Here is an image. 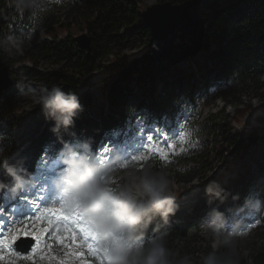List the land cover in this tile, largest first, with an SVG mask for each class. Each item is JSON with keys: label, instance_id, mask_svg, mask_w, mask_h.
I'll use <instances>...</instances> for the list:
<instances>
[{"label": "trees", "instance_id": "trees-1", "mask_svg": "<svg viewBox=\"0 0 264 264\" xmlns=\"http://www.w3.org/2000/svg\"><path fill=\"white\" fill-rule=\"evenodd\" d=\"M171 1L177 3L184 0ZM145 6L144 0H36L34 14L25 12L19 15L12 7H9L8 2L0 0V48L6 46L2 42L5 36L10 34L22 36L24 31L33 30L36 37L26 42L23 48L22 58L29 63H23L18 74L38 80L48 87L58 85L65 93H74L84 111L90 109L93 112L90 119L96 123L95 128L91 129L93 138H96L99 123L105 125L110 122L111 127L107 129L130 127V122L138 109H141L142 114L150 117L157 111L165 114L176 112L181 108L182 102H179L180 97L175 89L180 86L186 87L188 82L184 83V80L200 76L199 79L195 78L194 82L200 84L202 90H206L212 80H222V83L226 85V88L222 89H227L224 93L226 105L221 112L212 113L206 119L211 120L218 114L220 117L224 116L214 120L215 124H212V121L203 122V127L208 133L212 131L211 127L213 128L216 141L214 140L212 147L203 146L201 149L188 147L184 151L171 155L170 163L174 166L171 174L180 177L182 183H187L196 178L200 167L209 166L211 159L218 153L224 154L226 144L248 148L254 142L253 135L262 129L255 127L240 132L236 126L226 121L228 115L223 112L228 106L227 103H242L241 94L248 79L256 95L264 99V91H260L264 87V79L261 80L264 74V0H209V11L204 16L208 28L200 51L203 60L189 57L193 64L191 72L193 74L199 72L192 77L182 66H174L171 71L172 64L167 58L151 61L150 49L132 59L126 55L122 58L113 55L106 66L110 71L115 70L121 73V76L116 81L108 79L105 83L106 100L110 106L107 112L105 105H100L98 108L93 101L91 78L102 62L104 52L110 47L116 46L121 49L127 42L140 36H147L150 40V29L140 14ZM34 19L37 20L40 28H33ZM63 29L68 32L60 36L59 31ZM80 29L85 30L91 37L89 52L88 48L82 47L75 38L74 32ZM13 52L16 53L15 50ZM16 54L21 56V53ZM0 61L3 62L1 55ZM43 62H48L49 65L44 67ZM169 71L176 77L169 78ZM236 73L240 75L237 84H228ZM122 79L125 81L121 82ZM133 80L141 83L140 94L143 100L131 107L123 99L127 87L129 92H133L130 87ZM15 87L18 88V85ZM11 90L15 91V88L4 91L3 96L13 95ZM18 107L14 100L8 99L0 111L14 122L12 124L14 128L22 118H29L36 124L46 120L41 112H35L34 109L23 111L24 109L21 110ZM262 109L264 111V104ZM68 128L76 132L80 128V122H73ZM125 129L130 130V128ZM43 134L44 132L37 139L39 143L43 140ZM48 134L55 135L54 132ZM9 135L6 133L7 140L11 138ZM18 146L19 143L15 142L11 148L16 149ZM9 154L10 152H6L1 159ZM257 158L253 163L257 161ZM147 161L152 173L164 171L163 165L167 163L157 154L147 157ZM140 164L136 162L122 169L119 174H122L123 183L141 173ZM256 168L261 172L258 171L259 174H263L264 158L256 165ZM246 186V183L242 182L240 191L246 190ZM194 214L178 218V221L191 225L188 231L173 225L171 228L161 230L158 234L163 235L170 264H178L185 257L190 264H201L202 257L214 250L210 244L204 249L196 246L198 240L189 233L193 226L197 228L199 226L196 220L199 211ZM212 239L215 240L213 236ZM255 247L259 252L254 259L263 263L264 245L261 247L255 245ZM216 251L217 256L224 260L222 252ZM0 264H4L3 261H0Z\"/></svg>", "mask_w": 264, "mask_h": 264}, {"label": "rangeland", "instance_id": "rangeland-1", "mask_svg": "<svg viewBox=\"0 0 264 264\" xmlns=\"http://www.w3.org/2000/svg\"><path fill=\"white\" fill-rule=\"evenodd\" d=\"M5 1L7 2V0ZM159 1L162 0H144V3L147 6L148 4ZM208 2L209 0H201L199 9L202 16H205V14H207L209 11ZM37 23V20L34 19L33 28L38 27ZM67 32L68 31L64 29L59 31L60 36H63ZM84 32L85 30L80 29L74 32V34L76 36ZM24 34H30L31 40L36 37V35L33 33V30L24 31L22 36ZM149 49V40L147 36H140L135 40L127 42L121 49L114 46L110 47L104 52L102 62L93 73L90 81L93 90L92 98L98 108L100 105H105L106 111H109L110 106L106 100L107 91L105 83L108 82V79L111 81H116L118 77L121 76V73L115 70L110 71L109 67L106 66L110 63L113 55H118L119 58H122L123 55H126L129 59H132L141 56ZM13 51L14 50L10 49L8 45L0 48V55L3 57V62L8 66L10 75L17 81V84L15 85H18V88L13 85L11 86L12 88L9 87L4 90L7 92L8 90L15 88V91H12L14 93L13 95L9 94L8 96H3V93L1 94L0 111L5 102L10 99L17 103L19 106L18 108L21 110L24 109L23 111L34 109L35 112H41L45 116L40 106L32 102L31 94L29 92L30 89L36 87L37 85H41V83L38 80L26 78L24 75L18 74V71H21V65L23 63H29V61H24L22 58L23 52L21 56H18L16 53L14 54ZM191 58L203 60V56L200 51L192 55ZM191 63L192 59L188 57L187 59H184L176 64L171 62L172 66L170 69L173 71L174 66L185 67L186 71L191 74L190 77H192L196 73L199 74V72L194 74L191 72V65H193ZM48 65V62H43L44 67ZM171 71H169V78L174 76L176 77V75ZM197 77L198 79L200 78V76H196L195 78ZM195 78L184 80V83L188 82L186 87L180 86L178 89H175V92H177L178 96L180 97L179 102H182V108L180 110L178 109L174 113L166 114L159 113L157 111L153 116L150 117L149 115L142 114L141 109H138L135 111L132 122H130L132 130L125 134L123 133L124 136L127 134L129 136L132 135L136 138V140H138L142 138L141 136H146L147 134L154 135L155 130L157 129L162 130L165 133V130L168 129L167 127L169 124L171 126L174 123H177V132L172 133L175 136L166 143L163 142L158 145V147L165 153L164 159L167 162L163 165L164 171L162 172L168 177L172 176L170 180L172 181V194L175 197V203L177 206L176 211L174 215L169 218L168 224L163 225L157 220L147 230H142V242L147 244V242L152 237L157 236L161 230L171 228L173 225H177L182 229L185 228V230L188 231V228H190L191 225H186L181 220L178 221V218L190 214L195 215L194 213L199 211V216L196 219L198 221L197 223H199V226L198 228L193 226L189 233L196 237V240H198L196 246L200 249H204L209 244L213 247L216 243V240L212 239V236L207 230L203 228V225L208 222L209 213H211L213 209H216L220 213L224 214V222L222 225L218 224L219 232L217 233V239L220 242V247L216 248L215 250L221 251L224 260L226 261L235 260L238 262V264H264V262H258L254 259V256L259 252L256 250L257 247H255V245L259 247L264 245V188L261 189V186L258 184L261 176L263 175L264 177V171L263 174L259 176V169L256 168V165L264 158V130L262 131V129H264V111L262 109L264 99L256 95V92L249 85L251 81L248 79L244 84L246 87H244L245 89L243 88L244 90L241 94L242 103H227L228 106H226L225 112L223 113L228 115L226 117V121L230 122L232 126H236V129H239L240 132H245L249 129H254L255 127L262 128L259 129L258 133L253 135V144L248 148L228 146L226 144L224 147L226 150L224 154L218 153L215 158L211 159V164L209 166L205 165L200 167L197 170V176L193 181L182 183L180 181V177L171 174L174 169V166L170 163L171 155L173 153H177L178 151H184L188 147L201 149L203 146H206L207 148H211L214 140L216 141L215 135L213 134V128L211 127L212 131L208 133L206 128L203 127V122L212 121V124H215L214 120H219L224 115L220 117V114H218V116L213 117L211 120L206 119V117L212 113L221 112L224 108V105H226L224 93L227 91V89H222L224 87L226 88V85H224L222 82L218 84V80L216 79V85L215 83L209 84L208 90L204 91L201 89L202 87L194 82ZM239 78V73H236L232 80L230 82L228 81V84H237ZM263 79L264 74L261 76V80ZM120 81L123 82L125 80L122 79ZM140 85L141 83L133 80L130 83V87L132 88L133 92H129L128 87L125 89L126 94L124 95L125 97L123 100L127 103V105L134 107L143 100L140 94ZM260 91L263 92L264 87ZM23 93L28 94L25 95ZM92 114V110L87 109V111H84L82 107V110L78 111L73 119V122H80V128L77 132H73L71 128L63 127H61L59 131L56 132V135L59 134L60 136L66 137L62 144L67 146V150L65 151L66 148L61 149V144L59 150L65 151L64 153L79 151L81 157L83 156L86 159L84 154V146L87 145L88 149L92 154L95 155L96 159H100L103 162L107 158V154L101 159V151H110L118 143V141L115 139L116 132L118 133L119 131L117 130L113 132L114 136H112V131L109 132L108 130L110 129H107L111 123L109 122V124L105 125L99 123L98 129L100 134L98 135L97 142L94 141L92 139L91 129L95 128L96 123L94 120H90L93 116ZM81 117L84 119H80ZM0 118L2 119H0V134L3 135V140H0V150H2L0 151V165H3V168H0V186L4 185L6 188H9L11 186L10 178L12 177V175L9 173V168L14 169L17 173L22 166L21 164L29 159L28 155V158L24 161L25 156L28 154L27 151H34L35 148H37V150L34 152H37L36 154L42 153L43 158L46 153L45 151L40 152V145L45 146L48 144L47 142H49L50 145L53 144L51 142L55 141V147L56 141L58 139L55 137L54 139H49L51 135L48 133L53 132L52 128L54 126V121L52 119H46L41 123L36 124L29 118H22L14 128L12 125L14 122L10 120V118L5 113L0 112ZM166 120L167 122H165ZM137 121H140L141 123L137 124ZM42 132H44L43 140L39 143L37 139ZM6 133L10 134L9 136H11V138L8 140ZM166 135L169 138L171 137L168 134ZM163 140V136L158 138V142ZM35 141L38 143L36 144ZM124 141L125 139L123 138V142ZM15 142H18L19 146L16 149H13L11 146ZM72 145H74V147H71ZM68 147H70L71 150H69ZM6 152H10V154L1 159V156ZM150 152V150L149 152L140 151L135 155L143 154L144 156L148 157ZM35 156L36 155H34V157ZM255 158H257V161L253 163ZM135 162L136 161L131 160L130 164ZM122 164H125V161H117L108 167H105V170H109V172L101 179V181L105 182L107 185L103 187V189L112 190L103 191L102 194L115 197L121 202L126 199L125 192L129 191V181L132 177L139 176L145 172L152 173V169L146 160L139 165L140 168H142L140 171L141 173L132 176L123 183L122 174H119L123 168L121 167ZM128 164L129 162H127L125 166ZM4 177L7 182H5V179H3ZM250 178L252 180L255 179L253 181L254 184L248 189L247 192H245L244 197L247 200L249 198L251 203L243 204L244 215L239 221L236 222L233 220L234 216H231V212H228L229 208L227 207L225 208L227 211H224L223 209L221 212L220 205H228L233 203L235 200L231 198L235 197V194L240 191V184L245 182L246 185H248ZM254 185L256 186V189ZM209 186H211L215 191L221 192V199H213L211 203L209 202V197L205 194V189ZM256 194L260 195V199L257 201H255ZM100 195L101 193L95 194L97 200L99 199ZM261 199L262 208L258 210ZM105 204L107 203H104V205ZM111 214L112 213H109V216H111ZM235 225L237 226L235 227ZM154 228L158 230L154 231ZM25 233H30V230L27 228V226L18 227L11 233V236L8 240H11L12 236L17 237L16 240L11 241V248L14 246V242L21 239V234L25 235ZM140 235L141 232H137V236ZM51 238L52 239L48 242L47 246L41 249L38 253H30L26 255L27 259L24 258L25 256H23L24 259L20 258V255L17 254L16 250L7 252L5 255L6 260L4 261V264H101L100 260H98L96 257H94V259H85L82 256H79L82 251L78 248L77 244L75 246V242L71 241V239H68L62 243L60 242L61 238H55L54 234L51 235ZM123 240H125L123 245L125 247H129V250L131 251L132 249L130 246L133 244V241H129L124 234ZM27 241L28 240L24 238V240L21 242L22 244H26ZM99 255L101 258H105V256H102L101 254ZM76 257H78V260H74L77 259Z\"/></svg>", "mask_w": 264, "mask_h": 264}, {"label": "clouds", "instance_id": "clouds-1", "mask_svg": "<svg viewBox=\"0 0 264 264\" xmlns=\"http://www.w3.org/2000/svg\"><path fill=\"white\" fill-rule=\"evenodd\" d=\"M9 7H12L19 15L25 12L35 13L36 0H7ZM31 40L30 34L23 36L7 35L2 42L15 50L16 53L23 52L24 44ZM31 100L39 105L44 112L46 119H52L54 126L52 131L58 132L61 127L68 128L72 125L77 112L82 110L78 97L74 93H65L58 85L51 87L37 85L29 90ZM27 95L28 93H23ZM71 155V153H67ZM63 163L68 167L69 172L65 179L69 182L78 177L81 187L75 189L77 197L86 198L84 215L89 223L96 229L101 242L112 232H122L133 244L125 247L123 244L111 249L105 254V264H170L168 249L165 246L163 235L152 237L147 244L142 242V231L147 230L155 221L166 225L171 215L176 211L175 197L172 194V181L163 172H145L139 176L132 177L129 181V191L125 192L126 199L121 202L115 197L103 193V186L93 180V171L87 160L81 158L79 161L72 158L64 159ZM80 168L77 172L76 169ZM17 188L23 187V177L9 168ZM85 190L92 193H101L99 199L95 196L85 197ZM209 202L213 199H221V192L215 191L211 186L205 189ZM110 204L113 208L112 215L107 220L97 213L98 203ZM247 203V201L245 202ZM224 222V214L213 209L208 216V222L203 225L211 236L216 240L214 250L203 256L201 264H238L235 260L226 261L217 256L216 248L220 242L216 237L219 232V225ZM158 229L154 228V231ZM137 232H141L137 236ZM178 264H190L187 257L181 259Z\"/></svg>", "mask_w": 264, "mask_h": 264}, {"label": "snow or ice", "instance_id": "snow-or-ice-1", "mask_svg": "<svg viewBox=\"0 0 264 264\" xmlns=\"http://www.w3.org/2000/svg\"><path fill=\"white\" fill-rule=\"evenodd\" d=\"M140 121H137V124H140ZM160 136H163L164 142L166 143L169 137L162 130H155V135L147 134L142 137V143L138 145V150H148L150 148L153 154H159L161 160L165 158V153L162 149L157 146V143H154V140H158ZM0 140H3V135L0 134ZM146 140V143L143 142ZM67 148L66 145L61 143V149ZM85 148V157L88 162L96 165L99 161L96 160L94 154L88 149L87 145ZM2 151V150H0ZM46 155L38 161L36 165V171L42 172L43 169H49L52 173L51 176H44V184H40L37 187L39 181H36L31 185L33 188H37V193L34 194V199H29V193L24 192V189H21L23 193L18 199L21 201V205L12 206L10 209H6L3 205H0V261H5L6 256L4 253L10 252L11 250V241L17 239L16 236H12L11 240H7L5 230L10 227L11 224L21 223V217L26 219H39L43 220L47 223H52L53 220L64 226L65 232H70L71 236L67 239H71V241L75 242L77 238L81 241L79 246L87 247L89 254L95 256L98 260H100L101 264H105V258H101L99 255L101 252L106 254L108 252L107 246L102 247L99 239V234L94 229V227L89 223L88 219L80 210V201L77 199L71 202L73 205V210L68 212L67 208L70 204L65 200L64 194L57 191L56 188V179L62 177L67 171L64 160V151L55 150L54 143L50 144L45 148ZM71 157L74 160L80 159L81 155L79 151H74L71 153ZM132 161H140L143 163L147 160V157L143 154L141 155H131ZM127 163V159H125V164ZM125 164H122L121 167H124ZM0 168H3V165H0ZM77 172L80 171L78 167L76 169ZM33 179L35 180V173L33 174ZM102 191H112L111 189H103ZM43 192H47V195H43ZM89 193L85 192V196ZM39 201V204L37 203ZM26 204L27 206H23ZM49 204H58L59 207H49ZM41 205H43V210H41ZM35 207V212L32 211V208ZM101 213L107 216L111 213L112 208L110 205L105 204L100 209ZM40 213V215H36V213ZM9 217L10 219H5ZM44 232H47L49 236L52 235L51 231L48 229H44ZM42 234V233H41ZM120 237H117L119 239ZM35 240H40V234L35 235ZM63 243V241H61ZM30 244V242H29ZM67 246V245H65ZM27 251V249H25ZM38 251V246L31 247V252L35 254ZM27 259V257H24Z\"/></svg>", "mask_w": 264, "mask_h": 264}, {"label": "water", "instance_id": "water-1", "mask_svg": "<svg viewBox=\"0 0 264 264\" xmlns=\"http://www.w3.org/2000/svg\"><path fill=\"white\" fill-rule=\"evenodd\" d=\"M200 3L201 0L177 3L165 0L148 4L140 11L143 21L150 29L151 61L167 58L176 64L201 51L208 25L200 12ZM75 38L89 52L91 37L88 33L76 35ZM16 83L7 65L0 61V97L5 89ZM31 243L32 240L22 249L28 251Z\"/></svg>", "mask_w": 264, "mask_h": 264}, {"label": "bare ground", "instance_id": "bare-ground-1", "mask_svg": "<svg viewBox=\"0 0 264 264\" xmlns=\"http://www.w3.org/2000/svg\"><path fill=\"white\" fill-rule=\"evenodd\" d=\"M12 91V90H11ZM147 112V111H146ZM137 141H140V139H138ZM69 150H71L70 148H69ZM90 162H88V164H89ZM100 163H97L96 165H99ZM66 166V165H65ZM1 179V178H0ZM64 193V192H63ZM37 203H39V201L37 202ZM84 205H86V204H83V206ZM102 216H104L105 217V219L107 220L108 218H110L111 216H109V214L107 215V216H105L104 214H102ZM34 237H35V235H33L32 236V238L34 239ZM40 241V240H39ZM39 241H37V240H35L34 239V243H33V245H32V247H34V246H38V251H39V245H40V243H39ZM37 251V252H38ZM30 253H32L31 252V249H30V251H28V252H26V253H24L25 255H28V254H30ZM74 260H77V259H74ZM70 263H71V261H70Z\"/></svg>", "mask_w": 264, "mask_h": 264}]
</instances>
